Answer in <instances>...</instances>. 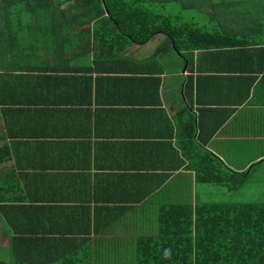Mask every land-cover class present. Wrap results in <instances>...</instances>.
Here are the masks:
<instances>
[{"label": "crops", "instance_id": "1", "mask_svg": "<svg viewBox=\"0 0 264 264\" xmlns=\"http://www.w3.org/2000/svg\"><path fill=\"white\" fill-rule=\"evenodd\" d=\"M209 1L169 2L182 21L224 33L189 62L162 34L114 51L94 20L60 15L65 5L52 20L0 21V196L8 220L38 238L39 264H135L136 238L153 233L162 204L262 202L264 161L252 165L264 159V0ZM212 156L262 192L240 200V186L227 187L222 198L223 184L198 182ZM263 240L248 264H264Z\"/></svg>", "mask_w": 264, "mask_h": 264}, {"label": "trees", "instance_id": "2", "mask_svg": "<svg viewBox=\"0 0 264 264\" xmlns=\"http://www.w3.org/2000/svg\"><path fill=\"white\" fill-rule=\"evenodd\" d=\"M170 1L0 0V21L52 20L57 18V8L65 5L60 15L68 19L94 20L93 36L108 42L114 51H123L132 44H144L162 34L168 39V48L180 53L184 62L191 60L190 54L196 49L207 50L220 41L214 40L215 33L212 32L217 31H208L195 23L182 21V16H177L184 12L182 9L178 8L174 13L166 11L165 7L169 6ZM185 1L191 2L192 6L201 3V0ZM261 1L217 0L213 3L240 8L248 5L246 3L257 4ZM21 5L25 9L17 11ZM217 33L222 35L223 32ZM187 68H191V64ZM1 78L4 80L6 76L0 75ZM212 158L216 162L215 166L222 168L227 175H217L211 163L196 169V180L227 185L230 190L238 188L247 171H232L222 165L223 162L217 157ZM262 161L264 159L252 166ZM230 175L237 180L232 178V181ZM4 198L0 196V230L6 232L10 226L14 233L7 231L6 250L0 252L6 258L0 257V264H39L29 246L30 241L38 245V238L33 240L25 235L21 229L22 222L8 220ZM156 213V219L147 222V225L151 222L153 233L136 238L135 264H248L255 262V257L259 255L258 243L264 237V193L259 203L239 205L208 202L192 205L187 202H167L159 206ZM51 259L40 264H72L73 261L65 256Z\"/></svg>", "mask_w": 264, "mask_h": 264}, {"label": "rangeland", "instance_id": "3", "mask_svg": "<svg viewBox=\"0 0 264 264\" xmlns=\"http://www.w3.org/2000/svg\"><path fill=\"white\" fill-rule=\"evenodd\" d=\"M175 6H176L175 3H169V6L168 7L166 6L165 7V10L166 11H176V10H178V8L175 7ZM183 15H184V17H187L189 15V11L188 12L186 11V13H184ZM197 20H199V22H202V21H205L206 20V17L197 14ZM222 165H225V164L223 163ZM262 174H263V172H262ZM251 177H253V176H251ZM250 181L251 182H247V184L241 185L239 187V189L235 192L234 195L237 196L240 200H245V196L246 197L249 196V197H253L254 198V195H257L258 193H261L262 192V190H263L262 188H258L256 186H254L257 183H254L253 182V178H251ZM227 187H228L227 185H224L222 187V191H223V193H221V194H223V195H221L222 198L223 197L227 198V196H228L227 195L228 194ZM218 194H220V193H218ZM221 197H217V198L220 199ZM126 254L131 255L130 252H127ZM122 261H123V257H120V260L119 261H116L115 262V261L112 260V261H109V262L111 264H132V261L130 259H128L126 261H123V262Z\"/></svg>", "mask_w": 264, "mask_h": 264}]
</instances>
